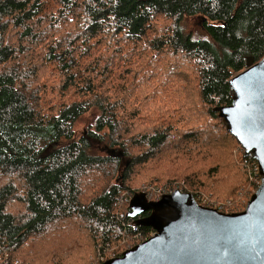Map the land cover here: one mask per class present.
I'll list each match as a JSON object with an SVG mask.
<instances>
[{"label":"trees","instance_id":"16d2710c","mask_svg":"<svg viewBox=\"0 0 264 264\" xmlns=\"http://www.w3.org/2000/svg\"><path fill=\"white\" fill-rule=\"evenodd\" d=\"M249 58L264 0H0V264L122 256L139 192L245 211L257 162L214 110Z\"/></svg>","mask_w":264,"mask_h":264},{"label":"water","instance_id":"95a60500","mask_svg":"<svg viewBox=\"0 0 264 264\" xmlns=\"http://www.w3.org/2000/svg\"><path fill=\"white\" fill-rule=\"evenodd\" d=\"M229 86L232 104L214 112L257 162L261 180L245 211L222 213L179 190L156 201L136 193L127 216L154 234L105 264H264V58H249Z\"/></svg>","mask_w":264,"mask_h":264},{"label":"rangeland","instance_id":"374dc122","mask_svg":"<svg viewBox=\"0 0 264 264\" xmlns=\"http://www.w3.org/2000/svg\"><path fill=\"white\" fill-rule=\"evenodd\" d=\"M201 22L199 20H190L186 23V27L188 29H190L191 31H189V33L192 34L193 38L194 39H205V38H198L200 37V32H198L199 30H197V28H200L198 26H201L200 24ZM204 34L206 36L207 39H209V36L207 35L206 31L204 30ZM198 36V37H197ZM95 113H91L87 116H85L84 118H82L77 126V130L79 133H83L90 125H92V122L95 118ZM257 168H258V165H257ZM259 173V171H258ZM156 201V200H154Z\"/></svg>","mask_w":264,"mask_h":264},{"label":"built area","instance_id":"2783aa9c","mask_svg":"<svg viewBox=\"0 0 264 264\" xmlns=\"http://www.w3.org/2000/svg\"><path fill=\"white\" fill-rule=\"evenodd\" d=\"M257 171H258V168H257ZM150 199V198H149ZM151 200V199H150Z\"/></svg>","mask_w":264,"mask_h":264}]
</instances>
